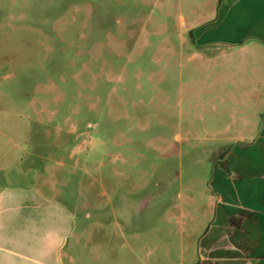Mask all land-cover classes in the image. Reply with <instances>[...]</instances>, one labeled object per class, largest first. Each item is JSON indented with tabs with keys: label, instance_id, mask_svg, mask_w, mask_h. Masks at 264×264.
Here are the masks:
<instances>
[{
	"label": "rangeland",
	"instance_id": "obj_1",
	"mask_svg": "<svg viewBox=\"0 0 264 264\" xmlns=\"http://www.w3.org/2000/svg\"><path fill=\"white\" fill-rule=\"evenodd\" d=\"M237 2L0 0L1 255H233L264 215V45L232 43Z\"/></svg>",
	"mask_w": 264,
	"mask_h": 264
},
{
	"label": "crops",
	"instance_id": "obj_2",
	"mask_svg": "<svg viewBox=\"0 0 264 264\" xmlns=\"http://www.w3.org/2000/svg\"><path fill=\"white\" fill-rule=\"evenodd\" d=\"M235 6H238L236 13L237 21L247 24L250 29L241 40L242 42H232L233 44H241L246 40H253L256 43L249 47V51L256 50L261 43L264 45V0H238ZM234 6V7H235ZM240 12V14H239ZM235 17V16H233ZM264 53V52H263ZM264 55V54H263ZM264 57V56H263ZM230 168V165H229ZM2 202L0 197V237H6L2 229ZM251 225H246L243 230H247L245 236L234 247L232 254L229 257L223 254L212 256L218 260L217 264H225L224 262L231 260L227 264H264V215L252 212L249 216ZM255 236V241L250 240L251 236ZM10 235L7 238L10 240ZM2 260V261H1ZM12 259L0 254V264H15Z\"/></svg>",
	"mask_w": 264,
	"mask_h": 264
}]
</instances>
